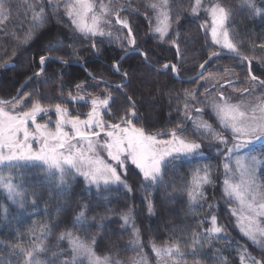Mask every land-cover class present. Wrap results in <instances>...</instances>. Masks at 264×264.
<instances>
[{"label":"trees","instance_id":"16d2710c","mask_svg":"<svg viewBox=\"0 0 264 264\" xmlns=\"http://www.w3.org/2000/svg\"><path fill=\"white\" fill-rule=\"evenodd\" d=\"M67 1L70 0H6L7 19L0 23V99L26 97L21 101L19 111L21 108L28 110L29 101L40 99L45 105L62 103L66 90L70 92L73 90L69 88L85 84L93 94L99 88L112 90L115 101L112 115L116 114V109L126 108L130 103L127 98L131 97L138 113L137 126L150 134H167L177 124L187 130L186 134H190L189 122L197 115H204V112L197 113L194 110L188 123L182 121L185 92L195 86L199 77L186 79L194 76L207 56L217 51L201 26V14L191 18L189 11L187 13L194 0H169V8L178 9L174 11V16L180 20L176 28L179 55L174 46L167 43L154 44L151 39L143 43L147 26L140 16L136 31L143 42L139 49L147 54L150 65L140 55L130 54L118 63L121 74L116 73L113 65L125 52L117 47L103 46L93 55L88 45L78 47L81 40L88 44L93 39H85L70 29L65 10ZM211 1L232 9L227 22L230 37L238 44L240 53L249 56L253 75L264 80V73L258 71L257 64L264 65V48L259 47L264 44V16L255 15L243 7L242 0ZM255 4L264 7V0H255ZM41 7L45 20L36 27L33 13L39 12ZM140 9H145V6ZM29 31L32 33L31 39L25 42V34ZM49 45L60 47L49 52ZM41 56L57 57L61 62L46 60L44 72L33 77L17 93L25 79L40 71ZM230 59L243 62L237 58L217 57L205 67L214 61L225 65ZM64 60L77 65H67L62 62ZM80 64H83L84 69ZM165 64L177 66V78L173 77L171 68H162ZM4 65L8 66L3 68ZM125 72L127 81L122 75ZM118 81L126 83L127 87L117 89L105 84H116ZM198 98L194 103L199 102ZM84 107L81 106L82 109ZM192 136L190 138L194 139L195 134ZM223 157L222 154L203 150L200 155L185 160L175 172L169 171L161 185L148 189L142 186L141 175L129 166L122 180L131 191L123 185L89 190L78 177H70L68 187L61 190L53 182H41L43 174L34 175L31 171L20 170L16 183L23 185V208L20 207L19 199L13 203L7 192L0 189V264L16 261L18 258L12 254V246L19 243L25 248L29 247L40 234L39 228L44 225L50 227L51 231L45 241L48 251L40 254L42 259L55 261L56 264L69 262L66 238L61 240L60 236L63 232H71L86 242L94 237L92 247L98 256H108L125 264L137 255V249L132 246L133 232L123 224L124 215L131 216L133 230L138 232V240L150 264L155 263L151 254L153 244L162 247L174 240L179 241L182 250L188 254L187 264H193L194 259L201 264H221L218 257L223 258L222 264H242L240 257L245 250L247 256L260 260L264 258V253L240 234L230 213V203L223 192ZM204 168L209 169L210 183L202 186L203 197L196 204H189L188 189L193 172ZM260 179L264 183V170ZM149 203L152 205L151 211ZM81 210L85 211L88 218L87 225L74 227L73 221ZM211 215L217 216L218 224L224 229L219 234L222 238L214 236L204 241L202 247L198 244L197 248L201 251L193 258L192 249L186 245L191 243L194 234L206 232ZM53 252L57 255L53 256Z\"/></svg>","mask_w":264,"mask_h":264},{"label":"snow or ice","instance_id":"6c2138e0","mask_svg":"<svg viewBox=\"0 0 264 264\" xmlns=\"http://www.w3.org/2000/svg\"><path fill=\"white\" fill-rule=\"evenodd\" d=\"M168 0H160V3H152L151 7L157 10V23L153 28L155 33H159V38L163 39L171 27L170 16L167 11ZM242 6L248 8L255 15L264 16V7H257L255 0H242ZM67 15L71 19L75 29L86 36H104L102 23H110L107 19L108 9L105 5L97 6L93 0H70L65 5ZM203 7L202 0H195L192 12L198 14ZM8 9L6 0H0V23L7 19ZM205 11L211 18V38L212 42L219 45L221 49L230 53H236L241 60L249 61L248 76L251 81L258 82L259 86L264 87V80H258L251 72V60L249 56L240 53L238 44L233 42L227 28V22L232 15V9L222 6L216 2L208 6ZM44 9L41 7L39 12L33 13L34 26L43 24ZM116 23L127 29V41L129 47L139 52L147 60V54L136 49V38L132 32L129 22L121 19L117 14ZM205 27V25H202ZM111 35V33H107ZM177 33V38H178ZM32 33L25 34V42L31 39ZM172 44L177 49L179 55V45L177 40ZM93 48L96 47L93 42ZM60 45H49L48 51H55ZM264 48V44L259 45ZM218 52H213L209 60L218 56ZM47 57L41 56L39 63L41 69L34 75L40 76L44 72V65ZM67 63L66 60L62 61ZM207 63V61H205ZM113 67L119 72V65ZM205 64H200L204 69ZM164 68H169L168 64ZM171 71L177 72V66L171 65ZM124 80H127V72L122 74ZM200 79H204L203 72L200 73ZM93 79H96L93 77ZM231 85L228 80L220 87ZM108 87H112L109 85ZM117 89L127 87V84L121 82L116 84ZM78 90L83 89V84H77ZM250 92L251 89H245ZM195 99L194 93H187ZM75 100H84V96L77 94L72 97ZM26 97H13L11 100H0V189L7 192L8 197L13 203L20 201V207H24L23 185L16 183L20 176V170L33 172V174H43L41 182L44 180L53 182L61 190L68 187L70 177H83L88 185H95L97 188L101 184L109 186L112 184L123 185L131 188L122 180L119 170L126 169L128 161L131 162L142 174L146 182L142 185L148 189L159 186L169 171L175 172L180 165L189 158L200 155L201 143L196 139L190 138L187 130L182 125L177 124L175 128L167 132L169 138H159L161 133L155 135L145 131L143 127H138L137 109L131 97L127 99L130 103L127 105L123 115L116 114L118 119L110 114L115 101L111 92L104 96H93L91 98V110L87 113L85 119L79 115H72L61 103L54 105H45L40 99L29 101L28 110L17 112L15 109L21 106V101ZM202 103V102H201ZM56 115L54 130L48 123L38 122L41 114H47L53 110ZM185 116H188L187 109L189 104L185 102ZM213 111L219 120L220 127L231 133V146L229 139L225 134L217 131L206 121H194L196 131L201 137L207 136L218 141L225 146L227 156L224 163L226 178L224 180L225 195L230 202L237 206L231 210L236 218L241 233L247 237L254 245L259 247L264 253V183L258 182V165L264 163V102L257 105L251 103H231L230 99L223 92L218 93V100L212 103ZM197 113L202 112V108L196 107ZM109 114V120L104 116ZM66 128H70L66 131ZM103 135L105 139L101 140ZM257 142H259L260 152H257ZM106 153V157L102 154ZM234 159V165L232 163ZM110 161V162H109ZM203 173V174H201ZM126 175V171L124 173ZM210 183L209 169H196L193 172L190 188L188 189L189 204H196L203 197L202 186ZM35 203V201H33ZM152 205L149 203V211ZM130 215H124L123 222L128 224ZM87 216L85 211L81 210L73 221V226L85 227L87 225ZM35 232V230H33ZM51 228L44 225L39 228V235L25 248L17 243L12 246V254L18 259L11 264H56L55 261L42 259L40 254L48 249L45 247V241ZM224 229L218 224L217 216L211 215L210 226L204 234H194L190 244L186 247L192 249L193 258L201 251L197 245H203V242L219 236ZM139 239L138 232L135 233ZM67 238L73 253L72 264H75L77 257L86 259L87 264H120L119 260H110L108 256H98L92 245L95 243L93 237L90 242L82 240L78 236H73L71 232L61 233L60 239ZM153 253L158 258V264H187L186 256L182 250L179 241L174 240L171 244L157 246L153 244ZM53 256L57 253L53 252ZM242 264H264V258L256 260L245 253L240 257ZM218 260L223 261L222 257ZM69 264V262H64ZM84 264V260L80 261ZM137 264H146V260L138 261ZM193 264H201L198 260H193Z\"/></svg>","mask_w":264,"mask_h":264},{"label":"rangeland","instance_id":"374dc122","mask_svg":"<svg viewBox=\"0 0 264 264\" xmlns=\"http://www.w3.org/2000/svg\"><path fill=\"white\" fill-rule=\"evenodd\" d=\"M69 2L70 1H67L65 3V5ZM93 2L97 6V11H99V6L101 4L105 5L106 8L108 9L107 19L110 21V23H102V25H101V27L104 29V31L106 33V35H104V36L93 37L90 35L86 36V35L81 34L79 31H77L75 29L74 25L72 24L71 19L68 17L67 12H66V17L69 19V22H70V23H68L69 24L68 26L70 27V29L75 34L80 35L81 37H83L85 39H87V38L93 39V41H91V42L89 41L88 44L86 42H84L83 40H81V42L78 44V47H84L85 45H88L90 47V49L92 50L93 55H96V53H98L99 50L103 46L117 47V49H119L120 51H123V52H127L128 50L131 49V47H129L128 41H127L128 30L123 28L122 25L116 23L117 14L119 15V17L121 19H126L129 22V25L132 29V32L136 38V46H135L136 49H139L141 47L139 45H141V42H143L141 40L138 32L136 31L137 21H138V19H140L139 18L140 16L142 17L141 19L143 21H145V24L147 26V36H146L145 42H143V43H146V42H148L146 40L151 39V41L154 44L163 45L164 43H167V45L173 46L172 41L177 39L176 28H177V25L179 24L180 20L178 17L174 16V11H176L178 9H170L169 8V0H168V4H167V11H168L169 16H170L171 27L169 28L168 34L163 39L159 38V33H155L153 31V28L157 23V20H156L157 10L153 9L151 7L152 3H160V0H151V1H149V0H93ZM194 3H195V0L192 2L191 8L189 10H187V13L189 11V15L191 18H194V17L198 16L199 14H201V16L203 17V21H202L201 26L205 25V27H202V28L209 35L211 43L217 49L216 52H218V51L228 52L227 50L221 49L219 45H216L212 42L211 31H210L211 18L207 14L205 9L208 6H210L211 4H213L214 2H212L211 0H202L203 7L198 12V14H194L192 12V7L194 6ZM142 6H145V9H140ZM65 10L67 11L66 8H65ZM107 33H111V35H107ZM93 42H95V44H96L95 48H93V46H92ZM174 48L176 49V47H174ZM176 51H177V49H176ZM209 56H211V54H209L207 56V58ZM215 58H217V57H215ZM215 58L211 59L210 61L214 60ZM123 59H125V58H123ZM257 64L259 67L258 71H261V73H264V65L262 63H259V62ZM246 66L247 65L244 61L241 62V61H236V60L230 59V62H226L225 65L220 64L219 61H214L209 66L204 67V69H201V72H203L205 78L204 79L199 78L198 81L196 82L195 86L193 88L187 89L185 92V96H186L185 102H187L189 104V107L187 109L188 116H190L193 113V111L195 110L196 107L202 108V111L204 112V115H202V116L197 115L191 120V122H189L190 120H188L187 119L188 117L185 116L186 110H185V107L183 106V110H182L183 112L181 115L182 121L186 120L185 122L191 123V125L188 129L190 131V134H187V135H190V137H193L192 134H195L194 139H196V142L201 143V145H202V147L200 149V154L202 153L203 150H206V151H209L211 154H222L224 156L222 158V172H223L225 178H226V174H225V169H224V163L227 162L226 156L228 155L226 152L225 146L222 144H219L218 141H216L213 138H210L207 136L201 137L195 129L194 121L203 120V121L210 123L212 125V127L215 128L217 131L225 134L226 138L229 139V146H231V139H230L231 133H230V131H227L224 128L220 127L219 120L217 119L215 112L213 111L212 103H213V101L218 100V93L219 92H223L224 95L230 99V102L234 103V104L243 102V103H251L252 105H257L261 102H264V87L259 86L258 82L254 83L253 81L250 80V78L248 76V68ZM162 68L164 70H167V69L171 68V65H169V68H167V69L164 68V65L162 66ZM199 68H200V66H198L197 69L199 70ZM198 70H197V72H198ZM116 73L121 74L122 72L119 69V72L116 71ZM171 73H172L173 77H176V78L178 77V72H172L171 71ZM252 75H253V73H252ZM194 76H192V77H194ZM192 77H189V78H192ZM228 80H231L232 84L231 85L226 84L225 87L221 88L220 85L224 84ZM118 82L116 84L120 83V82L119 83ZM107 84L112 85V87H115V85H116L115 83L112 84L109 82H107ZM67 88H69V86H67ZM69 89H72L73 91H70V92L68 90L65 91V93L62 96L63 100H62L61 104L63 107H66L68 109L70 114L79 115L81 119H85L87 116V113L91 110V102L90 101H91V98L93 96H101L102 97L107 92H112L111 89L99 88V90L96 92V94H95V92L93 94L92 91L88 90V88L85 84L83 85L82 90H78L76 88V86H74L73 88H69ZM245 89H251V91L245 92L244 91ZM19 90H20V88L17 90L18 91L17 93H19ZM190 92L195 94V99H192L191 96L186 95L187 93H190ZM78 93H79V95L84 96V100H75L72 98V97L77 96ZM197 97H199L198 98L199 102L194 103L196 101ZM0 100L8 101L11 99H0ZM82 105L85 106L84 109L81 108ZM15 110L17 112H19V106ZM125 110H126V108H123V107L121 109H116V114L123 115ZM110 114L112 115V112ZM116 114H114V115L116 116ZM106 115H107L106 116L107 120H109V114H106ZM114 115H112V116H114ZM104 119H105V116H104ZM116 119H118V116H116ZM38 122L48 123L49 127L54 130L55 122H56V115L54 112V108L49 113L43 114L42 118L38 117ZM65 130L69 131L70 128H66ZM155 134H157V133H155ZM155 134H153V135H155ZM159 138L167 139L169 137L167 136L166 133H163V134H161V136ZM100 139L103 140L105 138L102 135L100 137ZM256 151L257 152L261 151V148L259 147V142H257ZM101 152L106 157V153H103V150H101ZM234 159H235V157H233V161H232L233 165H234ZM129 166H132L134 168V170H136L139 173V170L134 165H132L130 161L127 162L126 168ZM263 170H264V163H261L260 165H258V170H257V178H258V182H260V183H261L260 176H261V173L263 172ZM119 171L121 172V176L123 175V173H125V169H121ZM140 175L142 177V174H140ZM75 177L80 178L83 182V186L89 190H100V189L114 188V187L120 186L118 184H112L109 186H104L103 184H101L100 187L97 188L95 185H88L83 177L74 175L73 177H71V179H73ZM142 183H143V185L146 183L143 180V177H142ZM223 192L225 194L224 181H223ZM225 197L229 201V198L226 195H225ZM229 203H230V213H231V210L234 207H236L237 205L234 202L229 201ZM231 215H232V213H231ZM123 217H122V219H123ZM233 219H234L235 224L237 225V228H238L240 234H242L239 227H238L237 220L234 216H233ZM123 224H124V226L130 228L131 231L133 232V245L132 246H134V248L137 249V255L135 257H133L131 260H128L127 263H125V264H137L138 261H142V260H146V264H150L148 262L146 254L144 253L143 248L141 247V243L139 242V240L137 239V237L135 235L136 232L133 230L132 221L130 220L128 224H125L123 222ZM72 235L76 236L74 234H72ZM134 236H135V238H134ZM65 241H66V244H65L66 251H68V253H69V255H68L69 262L72 264L73 253H72V250H71V247L69 245L67 238L65 239ZM256 249H260V248L258 247ZM151 254L154 257V261H155L154 264H158V258L153 253L152 248H151ZM81 260H84V264H87L86 259H84L83 257H77L75 260V264H80ZM110 260H113V259H110Z\"/></svg>","mask_w":264,"mask_h":264},{"label":"water","instance_id":"95a60500","mask_svg":"<svg viewBox=\"0 0 264 264\" xmlns=\"http://www.w3.org/2000/svg\"><path fill=\"white\" fill-rule=\"evenodd\" d=\"M219 53V55L218 56H214V57H212V59L213 58H215V57H231V58H237V59H240L238 56H237V54H234V53H230V52H218ZM130 54H137V55H140L139 54V52H137L136 50H134V49H130V50H128L127 52H125V53H123L122 55H121V57L119 58V60L115 63V64H118L119 62H121L122 60H123V58H125L126 56H128V55H130ZM143 59H144V62L145 63H147V64H149L150 65V63H148L147 62V60H145V57L144 56H142V55H140ZM210 57V56H209ZM209 57L205 60V61H207V63L210 61L209 60ZM49 59H51V60H54V61H56V62H61L60 60H59V58H57V57H49ZM241 60V59H240ZM205 61L203 62L205 65L207 64V63H205ZM242 61H244L245 63H246V65H247V68H248V72H249V61L248 60H242ZM65 64H67V65H72V64H74V65H77V63H75V62H73V63H65ZM8 65H4V67L3 68H6ZM80 67L82 68V69H84V66H83V64H80ZM115 69V68H114ZM161 70H163V69H161ZM200 73H201V68H199V70H198V72L196 73V75L194 76V77H192V78H189V79H186V80H191V79H196V78H198L199 76H200ZM88 75L91 77V78H93V76L91 75V74H89L88 73ZM36 75H34V74H32V75H30L27 79H25L24 80V82L22 83V85H21V87H20V89L24 86V85H26L33 77H35ZM105 84H107V82H105ZM108 85V84H107ZM20 91V90H19ZM189 120V119H188Z\"/></svg>","mask_w":264,"mask_h":264}]
</instances>
